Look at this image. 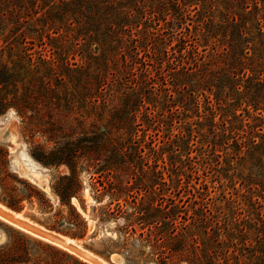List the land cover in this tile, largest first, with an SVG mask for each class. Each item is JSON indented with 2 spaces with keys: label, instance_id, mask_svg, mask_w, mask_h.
I'll return each instance as SVG.
<instances>
[{
  "label": "rangeland",
  "instance_id": "obj_1",
  "mask_svg": "<svg viewBox=\"0 0 264 264\" xmlns=\"http://www.w3.org/2000/svg\"><path fill=\"white\" fill-rule=\"evenodd\" d=\"M10 10L8 0H0V11L8 14ZM3 27L7 28L0 31L2 46L13 39L8 37L10 25ZM188 27L195 37L192 26ZM22 29L32 61H38L39 53L52 55V43L43 37L42 48L36 33L25 24ZM59 40L53 42L57 46L53 65L26 74L21 82L0 85V208L37 234L0 218V254L16 264H76L75 260L83 264H264V245L257 242L264 224L258 219L260 214L264 217V156L253 153L249 143V137L260 135L264 128L251 127L252 118L234 119L226 112L229 109L217 107L212 95V105L206 103L198 76L186 82V89L178 88L181 76L165 61L151 68L153 80L139 88L143 97L135 106L139 125L130 134L118 129L121 115L125 116L121 99L127 90L117 92V85L106 87L115 100L102 109L101 118L93 114L87 123L81 122L76 114L60 111L55 104L56 77L64 61L72 62L75 54L69 40ZM199 42L206 44L205 53L212 52V47L221 52L213 39ZM203 48L198 47L200 54ZM74 57L80 63V56ZM221 65L219 59L213 67ZM61 73L64 87H70L68 73ZM163 75L166 85L161 90ZM43 80L49 81V89L43 87ZM87 110L81 108L79 113L85 116ZM84 125L88 135L95 130L100 134L95 147L83 140ZM124 142L131 146L126 148ZM65 145L70 149V165L79 175L77 197L84 208L76 197L71 203L86 221L83 238L46 227L55 224L58 212L75 220L59 205L54 190L63 176L70 175L67 164L53 162L57 148ZM20 150L37 171L47 174L41 177L46 183H35L27 171L12 164ZM42 193L46 197L43 204L36 196ZM10 201L23 210L8 208L5 203ZM107 207L113 214L101 222L99 209ZM60 223L61 228L67 226ZM38 232L73 241L69 243L72 249L93 263Z\"/></svg>",
  "mask_w": 264,
  "mask_h": 264
},
{
  "label": "trees",
  "instance_id": "obj_2",
  "mask_svg": "<svg viewBox=\"0 0 264 264\" xmlns=\"http://www.w3.org/2000/svg\"><path fill=\"white\" fill-rule=\"evenodd\" d=\"M8 2L11 5L8 14L0 11V31L6 30L7 27L3 26L10 25L8 37L11 35L15 44L11 46L10 40L6 45H0V85L21 82L25 80L26 74L45 65H53V54L57 55V46L53 42L63 39L70 41L75 54L71 57L72 62L64 61L65 65L60 68L56 77L57 83L53 89L55 104L60 111L67 110L76 114L81 122L87 123L93 114L97 119L101 118L102 109L108 106V102L115 100V95L109 93L106 87L117 85V92L122 88L127 90L123 91L124 97L121 99V113L125 116L123 118L121 115L118 129L123 130L126 135L130 134V129L139 125L136 123L135 107L143 101L139 88L153 80L151 68L165 61L174 74L181 76L178 79V88L186 89V82L193 76H198V84L203 89L200 94L204 96L206 103L212 105L209 99L212 95L217 107L229 109L226 112L234 119L252 118L254 123L251 127H260L258 130L264 128V0ZM185 20H188V26H192V31L196 32L195 37L189 34L190 29L185 25ZM24 24L30 32L38 35L40 41L45 37L52 43V55L47 57L46 54L39 53L38 61H32V53L28 52L31 48L26 45L28 41L24 36L25 29H22ZM182 28L186 30L185 35H181ZM200 39H213L215 43L218 42L221 52L212 47L214 52L205 53L206 44H199ZM39 45L44 48L43 41ZM199 46L204 47V53L198 52ZM167 47L173 52L170 53ZM75 55L80 56V63L75 60ZM219 59L222 65L214 68ZM61 71L68 73L70 87H64L65 78ZM122 79L127 83L122 82ZM160 82L161 90H164L166 76L163 75ZM41 84L49 89V81L43 80ZM153 88V85L150 86V89ZM189 91L193 94V90ZM204 91L208 94L205 95ZM126 106H129L128 109ZM81 108L88 109L85 116L79 113ZM239 122H243V119H239ZM246 124L249 125V122ZM92 126L97 129L96 122ZM92 132V135H88L86 126H83V140L91 142L95 147L101 137L96 130ZM108 141L106 138L105 143ZM249 143L253 153L264 156V131L260 135L249 137ZM124 144H127L126 148L131 146L130 142ZM93 147L88 146L89 149ZM68 150L70 151L66 145L57 148L53 162L56 165L67 164L70 175L63 176L58 188L54 190L59 197V205L66 207L75 220L69 221L58 212L59 221L56 220L54 225L46 227L71 238H83L86 221L71 203V198L76 197L84 208L82 200L77 197L80 188L79 175L70 165L72 159ZM42 195L36 194L43 204L46 197L45 194ZM21 201L22 199L18 203ZM5 205L17 212L23 210L14 201ZM99 210L101 222H105L113 214L108 207ZM258 219L264 222L261 214ZM61 220L67 226L61 228ZM259 233L258 245H264V224ZM17 262L0 254V264ZM75 263L83 264L77 260Z\"/></svg>",
  "mask_w": 264,
  "mask_h": 264
},
{
  "label": "bare ground",
  "instance_id": "obj_3",
  "mask_svg": "<svg viewBox=\"0 0 264 264\" xmlns=\"http://www.w3.org/2000/svg\"><path fill=\"white\" fill-rule=\"evenodd\" d=\"M23 151V150H22ZM24 152V151H23ZM18 154H19V156L18 157H16V158H14L13 159V161H12V164L13 165H15V166H20V167H22V169L24 170V171H27L26 173H28L27 175H29V177H30V179H32L35 183H38L39 184V182L40 183H43V182H47L46 181V179L45 178H41V175H40V172L39 171H37L36 169H35V166L30 162V160L28 159V157H27V155L25 156L22 152H21V150L20 151H18ZM44 191H46V192H48L49 191V188H48V186L47 185H44ZM15 216H20V214H16L15 213ZM0 218L1 219H3V220H5V221H7V222H9V223H11V224H13V225H16V226H18V227H20V228H22V229H24L25 231H28V232H30V233H33V234H36L35 232H34V230H32L31 228H28V227H23V226H19L18 224H16L15 223V221H14V219L12 218V217H10V216H7V215H4V214H1L0 215ZM19 218V217H18ZM37 235V234H36ZM59 238V237H58ZM44 239H46V240H48V241H50V242H52V243H54V244H56V245H59V246H61V247H63V248H66V246H67V244L68 245H70L73 241H70V240H66L63 244L62 243H60L59 241H56V240H54V239H52V238H50V237H44ZM63 240V239H62ZM70 243V244H69ZM72 245H73V243H72ZM67 249L68 250H72L73 252L75 251L76 253H78V250L76 251L75 249H69L68 247H67ZM79 254V256H81L82 258H84L85 260H87V261H89V262H91V263H93V261H91V259L90 258H86V257H84L82 254H80V253H78Z\"/></svg>",
  "mask_w": 264,
  "mask_h": 264
},
{
  "label": "water",
  "instance_id": "obj_4",
  "mask_svg": "<svg viewBox=\"0 0 264 264\" xmlns=\"http://www.w3.org/2000/svg\"><path fill=\"white\" fill-rule=\"evenodd\" d=\"M43 188H44V185H43L42 189H43ZM0 214H4V215H7V216H11V217H12V215H10L9 213H4V212L1 211V210H0ZM14 221H15V223L18 224L19 226L28 227V225H26V224H24V223H22V222H20V221H17V220H15V219H14ZM38 233L41 234V236H44V237H50V238H52V239H54V240H56V241H59V242L62 243V244L64 243L63 240H61L60 238H58L57 236H54V235H52V234H46V233H43V232H38ZM67 247L70 248V249L73 248L71 245H67Z\"/></svg>",
  "mask_w": 264,
  "mask_h": 264
},
{
  "label": "crops",
  "instance_id": "obj_5",
  "mask_svg": "<svg viewBox=\"0 0 264 264\" xmlns=\"http://www.w3.org/2000/svg\"><path fill=\"white\" fill-rule=\"evenodd\" d=\"M9 133V132H8ZM8 133H5L4 135H8L9 136V134ZM40 175H41V177H46L47 176V174H45V173H43V172H40ZM2 209V210H1ZM5 209V208H4ZM0 210L1 211H3V208H0ZM4 213H7L6 211H3ZM0 236H1V232H0Z\"/></svg>",
  "mask_w": 264,
  "mask_h": 264
}]
</instances>
